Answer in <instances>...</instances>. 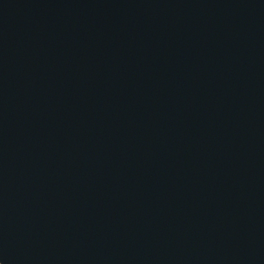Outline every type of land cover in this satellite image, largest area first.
<instances>
[{
    "label": "water",
    "instance_id": "water-1",
    "mask_svg": "<svg viewBox=\"0 0 264 264\" xmlns=\"http://www.w3.org/2000/svg\"><path fill=\"white\" fill-rule=\"evenodd\" d=\"M0 264H264V0H0Z\"/></svg>",
    "mask_w": 264,
    "mask_h": 264
}]
</instances>
